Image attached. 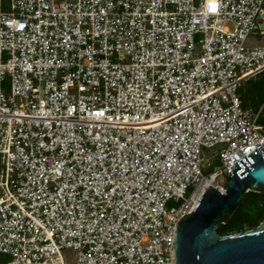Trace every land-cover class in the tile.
I'll list each match as a JSON object with an SVG mask.
<instances>
[{
    "label": "built area",
    "instance_id": "obj_1",
    "mask_svg": "<svg viewBox=\"0 0 264 264\" xmlns=\"http://www.w3.org/2000/svg\"><path fill=\"white\" fill-rule=\"evenodd\" d=\"M262 22L264 0H0V264H177L203 184L264 145L239 93Z\"/></svg>",
    "mask_w": 264,
    "mask_h": 264
},
{
    "label": "water",
    "instance_id": "obj_2",
    "mask_svg": "<svg viewBox=\"0 0 264 264\" xmlns=\"http://www.w3.org/2000/svg\"><path fill=\"white\" fill-rule=\"evenodd\" d=\"M249 191L264 194V145L232 167L224 191L209 186L181 218L177 264H264V219L243 232H218Z\"/></svg>",
    "mask_w": 264,
    "mask_h": 264
},
{
    "label": "trees",
    "instance_id": "obj_3",
    "mask_svg": "<svg viewBox=\"0 0 264 264\" xmlns=\"http://www.w3.org/2000/svg\"><path fill=\"white\" fill-rule=\"evenodd\" d=\"M263 74L264 72L262 75ZM241 88H244V90L241 91ZM241 88L239 89V93L243 100L244 106H255L256 110L263 107L258 119V123L264 125V76H262L260 82L256 84L248 83ZM248 91L251 92V95H249ZM263 219L264 194L255 191H249L233 217L226 224H222L219 227L218 232L222 235H227L234 232H243L258 226L263 221Z\"/></svg>",
    "mask_w": 264,
    "mask_h": 264
},
{
    "label": "rangeland",
    "instance_id": "obj_4",
    "mask_svg": "<svg viewBox=\"0 0 264 264\" xmlns=\"http://www.w3.org/2000/svg\"><path fill=\"white\" fill-rule=\"evenodd\" d=\"M261 28H264V22L261 23ZM250 42L255 43V44H263L264 43V36L260 35L259 33L258 34H252L250 36ZM262 76H264V74L258 75L257 77L250 79V81H248L246 84H248V83L256 84V83L261 81ZM244 88H246V87H244ZM244 88H241V91H243ZM248 93H249V95H251L250 94L251 92L248 91ZM251 107L254 110H256L255 106H251ZM217 149H218V147H212V148L202 147L204 170L207 174L210 173L211 171H213L215 169V167L217 166V164L219 163L218 159L214 157V154H215ZM208 161H211L213 163V165L208 166V164H207ZM181 203H182V201L174 202V205H180ZM62 253H63L65 264H75L76 257H75V252L72 249L65 248L62 250ZM1 258L3 261L9 260L8 255H1Z\"/></svg>",
    "mask_w": 264,
    "mask_h": 264
},
{
    "label": "bare ground",
    "instance_id": "obj_5",
    "mask_svg": "<svg viewBox=\"0 0 264 264\" xmlns=\"http://www.w3.org/2000/svg\"><path fill=\"white\" fill-rule=\"evenodd\" d=\"M211 184H212L211 180H208V181H206V182L203 184V187L208 188L209 186H211Z\"/></svg>",
    "mask_w": 264,
    "mask_h": 264
}]
</instances>
